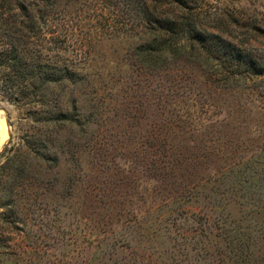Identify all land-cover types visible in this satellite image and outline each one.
I'll return each mask as SVG.
<instances>
[{
  "label": "rangeland",
  "instance_id": "obj_1",
  "mask_svg": "<svg viewBox=\"0 0 264 264\" xmlns=\"http://www.w3.org/2000/svg\"><path fill=\"white\" fill-rule=\"evenodd\" d=\"M76 1L56 15L69 19L67 28L60 23L54 39L43 33L40 41L53 39L83 78L62 98L79 123L55 140L60 166L41 172L48 185L37 187L38 209L6 230L30 236L22 257L37 251L40 263L53 256L59 264H264V102L243 89L210 87L185 64L142 74L133 64L148 41L141 29L103 0ZM201 1L264 23V0ZM0 102L6 151L30 123L1 81Z\"/></svg>",
  "mask_w": 264,
  "mask_h": 264
},
{
  "label": "trees",
  "instance_id": "obj_2",
  "mask_svg": "<svg viewBox=\"0 0 264 264\" xmlns=\"http://www.w3.org/2000/svg\"><path fill=\"white\" fill-rule=\"evenodd\" d=\"M103 1L117 18L126 16L147 36L148 41L134 52L133 64L142 74L160 76L172 66L185 64L199 71L210 87L243 89L264 102V23L201 0ZM73 2L77 1L0 0L1 86L25 111L30 123L18 143L1 157L0 225L6 228H0V264H59L53 256L40 263L37 251L22 257L28 253L22 248L30 236L6 230L22 224L23 215L38 209L43 191L37 187L46 190L48 185L41 172L60 166L55 140L64 128L79 123L75 112L64 108L62 98L70 88L77 89L83 78L71 58L62 57L52 47L56 34L52 30L61 27L60 23L66 29L64 24L69 22L65 15L56 18L58 10ZM12 22L15 25L10 27ZM43 33L53 39L40 41ZM22 34L28 35L26 40L18 38ZM31 35L37 38L32 41ZM174 75L180 86L179 75ZM52 234L58 243L55 232Z\"/></svg>",
  "mask_w": 264,
  "mask_h": 264
},
{
  "label": "bare ground",
  "instance_id": "obj_3",
  "mask_svg": "<svg viewBox=\"0 0 264 264\" xmlns=\"http://www.w3.org/2000/svg\"><path fill=\"white\" fill-rule=\"evenodd\" d=\"M5 117V112H0V151L8 139Z\"/></svg>",
  "mask_w": 264,
  "mask_h": 264
},
{
  "label": "water",
  "instance_id": "obj_4",
  "mask_svg": "<svg viewBox=\"0 0 264 264\" xmlns=\"http://www.w3.org/2000/svg\"><path fill=\"white\" fill-rule=\"evenodd\" d=\"M4 111V105L0 102V112ZM6 119V117H5ZM7 126H9V124L7 123ZM5 151V145L3 146V148L1 149V152H0V157H2L3 153Z\"/></svg>",
  "mask_w": 264,
  "mask_h": 264
}]
</instances>
